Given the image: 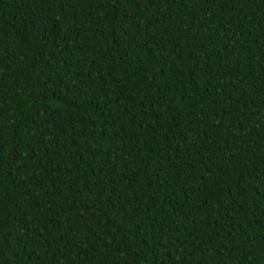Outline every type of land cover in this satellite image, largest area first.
Listing matches in <instances>:
<instances>
[{"label": "trees", "instance_id": "1", "mask_svg": "<svg viewBox=\"0 0 264 264\" xmlns=\"http://www.w3.org/2000/svg\"><path fill=\"white\" fill-rule=\"evenodd\" d=\"M0 264H264V0H0Z\"/></svg>", "mask_w": 264, "mask_h": 264}]
</instances>
